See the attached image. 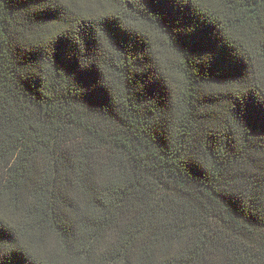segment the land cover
Here are the masks:
<instances>
[{
    "label": "trees",
    "instance_id": "trees-1",
    "mask_svg": "<svg viewBox=\"0 0 264 264\" xmlns=\"http://www.w3.org/2000/svg\"><path fill=\"white\" fill-rule=\"evenodd\" d=\"M0 264H264V0H0Z\"/></svg>",
    "mask_w": 264,
    "mask_h": 264
}]
</instances>
